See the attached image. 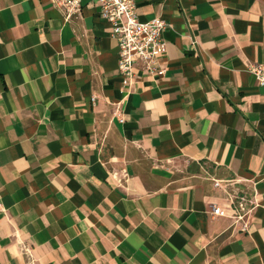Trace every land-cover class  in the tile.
Returning a JSON list of instances; mask_svg holds the SVG:
<instances>
[{"label":"crops","instance_id":"0c3cea01","mask_svg":"<svg viewBox=\"0 0 264 264\" xmlns=\"http://www.w3.org/2000/svg\"><path fill=\"white\" fill-rule=\"evenodd\" d=\"M134 2L164 72L127 86L94 0H0V264H264V0Z\"/></svg>","mask_w":264,"mask_h":264},{"label":"built area","instance_id":"2783aa9c","mask_svg":"<svg viewBox=\"0 0 264 264\" xmlns=\"http://www.w3.org/2000/svg\"><path fill=\"white\" fill-rule=\"evenodd\" d=\"M60 9L66 18L81 13L83 0H49ZM98 18L105 23L112 37L117 41V68L125 85L136 83L134 71L141 62L150 76L161 75L164 68L160 63L163 51L161 33L166 23L159 18L146 22L139 21L134 0H94ZM248 71L254 76L259 87L264 89V66L251 64ZM264 138V130L262 132ZM214 186H224L225 193L234 208V219L242 221L244 213L256 205V199L246 187H239L231 180H214ZM221 210L211 205L210 214L220 215ZM246 226L243 225V229Z\"/></svg>","mask_w":264,"mask_h":264}]
</instances>
